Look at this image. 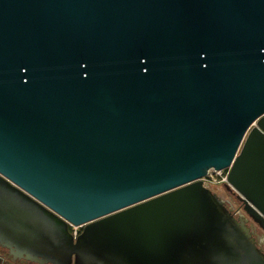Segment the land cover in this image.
Here are the masks:
<instances>
[{"label": "water", "instance_id": "95a60500", "mask_svg": "<svg viewBox=\"0 0 264 264\" xmlns=\"http://www.w3.org/2000/svg\"><path fill=\"white\" fill-rule=\"evenodd\" d=\"M250 218L264 231V0H0V245L264 264Z\"/></svg>", "mask_w": 264, "mask_h": 264}, {"label": "flooded vegetation", "instance_id": "af4514ba", "mask_svg": "<svg viewBox=\"0 0 264 264\" xmlns=\"http://www.w3.org/2000/svg\"><path fill=\"white\" fill-rule=\"evenodd\" d=\"M233 208H234V212L237 214L244 213L243 211L238 212V210H239L238 207L233 206ZM250 219H251V222L257 226L258 233L264 235V231L261 227H259L258 223H256L252 218H250ZM83 228H84V226L80 227L78 233L75 234V232L73 230L74 225L70 224V226H69V229L71 230V232L74 233L75 236H77L79 233H81ZM260 243L264 247V236H263V240H261ZM0 264H56V263L52 260L39 261V260L28 259L27 257H19V256H16V254L11 253V249L9 247L0 245Z\"/></svg>", "mask_w": 264, "mask_h": 264}, {"label": "rangeland", "instance_id": "374dc122", "mask_svg": "<svg viewBox=\"0 0 264 264\" xmlns=\"http://www.w3.org/2000/svg\"><path fill=\"white\" fill-rule=\"evenodd\" d=\"M205 182L208 186L226 198L230 205L244 210L243 202L238 198L236 193L237 191L227 187V183L229 182L228 180H224L223 178L219 177L216 172L211 171L206 175ZM73 230L75 231V228Z\"/></svg>", "mask_w": 264, "mask_h": 264}, {"label": "built area", "instance_id": "2783aa9c", "mask_svg": "<svg viewBox=\"0 0 264 264\" xmlns=\"http://www.w3.org/2000/svg\"><path fill=\"white\" fill-rule=\"evenodd\" d=\"M211 171L216 172L218 174V176L221 177V178H223L224 180H228L229 168H224V169H215V168H213V169H211L209 171V173ZM240 211L245 212V210H243V209H239L238 210V212H240ZM79 227L80 226H78V225H74V228H75V231L74 232L75 233H77Z\"/></svg>", "mask_w": 264, "mask_h": 264}]
</instances>
